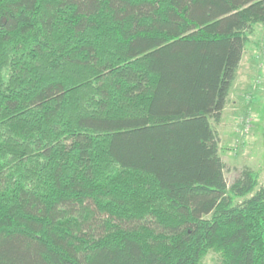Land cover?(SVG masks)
<instances>
[{
  "label": "trees",
  "instance_id": "16d2710c",
  "mask_svg": "<svg viewBox=\"0 0 264 264\" xmlns=\"http://www.w3.org/2000/svg\"><path fill=\"white\" fill-rule=\"evenodd\" d=\"M258 24L264 0H0V264H264V186L227 182L216 129Z\"/></svg>",
  "mask_w": 264,
  "mask_h": 264
},
{
  "label": "rangeland",
  "instance_id": "374dc122",
  "mask_svg": "<svg viewBox=\"0 0 264 264\" xmlns=\"http://www.w3.org/2000/svg\"><path fill=\"white\" fill-rule=\"evenodd\" d=\"M228 99L216 127L226 180L249 167L264 186V24L253 26ZM200 264H220L218 253L207 252Z\"/></svg>",
  "mask_w": 264,
  "mask_h": 264
},
{
  "label": "crops",
  "instance_id": "0c3cea01",
  "mask_svg": "<svg viewBox=\"0 0 264 264\" xmlns=\"http://www.w3.org/2000/svg\"><path fill=\"white\" fill-rule=\"evenodd\" d=\"M229 100V99H228Z\"/></svg>",
  "mask_w": 264,
  "mask_h": 264
}]
</instances>
